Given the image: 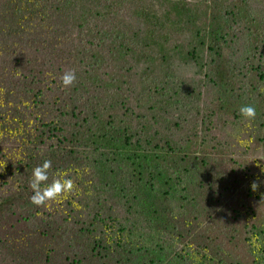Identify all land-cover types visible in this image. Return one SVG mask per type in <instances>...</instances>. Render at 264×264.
Segmentation results:
<instances>
[{"label": "trees", "instance_id": "trees-1", "mask_svg": "<svg viewBox=\"0 0 264 264\" xmlns=\"http://www.w3.org/2000/svg\"><path fill=\"white\" fill-rule=\"evenodd\" d=\"M51 1L0 0V57L6 60L2 66L0 58V71L4 72H0V134L20 158L14 164L6 157L13 172L5 181L13 188L0 197V253H6L16 264H163L168 260L190 264L174 249L135 250L125 241L98 240V217L80 222L59 212L53 216L48 207L30 202L33 169L45 160L52 161L51 182L58 171H69L74 178V167L95 163L97 155L107 152L116 158L114 163L126 162L128 175L121 176L114 168L112 172L106 170V182L97 184L93 178L91 186L116 204L133 193L132 198L138 200L136 216L144 220V228L151 234L171 232L183 244L205 253L212 264H264V252L255 255L250 237L264 232V193L251 189L258 168L256 156L260 150L264 156V71L260 68L264 41L258 19L244 9L246 1L196 0L186 5L183 14L177 11L173 17L169 11L162 14L141 6L137 14L147 18L148 35L162 37L169 26L175 41L171 46L158 42L156 49L148 52L135 50L119 25L114 27V38L106 50H98L91 42L81 48L73 46L74 52L69 53L64 40L55 38L49 45L51 54L64 53L62 68L78 69L70 88L62 86L65 71H55L51 54H28L43 50L52 35L69 22L63 6L58 12L63 18L60 25L52 22V30L32 28L34 20L41 17L50 26L52 15L47 7ZM237 9L250 29L247 98L237 91L240 78L233 69L236 47L231 44V35L236 28L232 19L238 15ZM127 50L139 64L148 65L142 72L147 84L140 91L128 81ZM203 52L211 55V64ZM179 63L197 66L196 73L209 85L202 97L216 98L211 106L218 115L234 118L242 106L252 105L258 128L244 138L237 137L236 143L190 135L171 139L166 131L156 128L160 127L158 119L152 117L144 130L149 142L130 144L125 139L127 129L122 135L120 126L115 125L114 112L127 105L130 92H136L134 96L145 98L157 115L161 103L184 89L177 81ZM153 73L163 81L150 80ZM16 74L21 78H15ZM110 118L112 122H106ZM153 125L155 129L150 128ZM180 140L183 142L178 144ZM90 150L97 155L86 153ZM250 150L253 154L248 153ZM100 165L107 167L105 160ZM92 166L96 172L101 169ZM177 203L185 211L173 217ZM65 204L73 216L79 214L69 205L73 203Z\"/></svg>", "mask_w": 264, "mask_h": 264}, {"label": "rangeland", "instance_id": "rangeland-1", "mask_svg": "<svg viewBox=\"0 0 264 264\" xmlns=\"http://www.w3.org/2000/svg\"><path fill=\"white\" fill-rule=\"evenodd\" d=\"M118 1V3H115ZM196 0H52L48 3L47 9H49L52 15L50 26L46 25L45 18L35 19L32 28L34 30L38 29H50L51 23L63 22V18L59 17L61 7H65L67 15L69 17V22L66 27L61 31L56 32L52 35V39L43 47L40 52L29 51L28 54L33 55H43L42 53L51 54L50 43L53 39L58 38L63 41L67 46L66 50L74 52V48H81L83 46H88L91 42L97 47L98 50L110 49L111 42L114 38V27L119 25L127 33V41L133 45V48L137 51L148 52L149 49L155 50L158 42L167 45L174 44V40L170 34L171 29L166 26L164 34L162 37H166L168 40L165 41L162 37L148 35V30L145 28V17H138L137 9L142 7L150 8L151 11H161L165 14L169 11V14L173 17L176 16V12L180 11L181 14L184 13L186 5L193 3ZM232 1V0H227ZM246 4L244 9L248 10L251 17H256L258 22L261 24V37L264 41V0H245ZM58 5L60 7H58ZM113 7L112 10H109ZM238 10V9H237ZM239 11V10H238ZM151 15H153L151 13ZM232 19V17H231ZM233 28H236L231 35V44L234 48L236 47L233 59V69L236 71V78H240L239 88L237 91L240 92V97L247 98L250 93L247 90V78L249 69V56L248 53V37H250V29L247 19L239 11L238 15L232 19ZM202 43L200 47H202ZM264 50V43L263 49ZM80 53V52H79ZM78 53V54H79ZM83 53V52H82ZM145 54V53H142ZM52 55V54H51ZM64 53H56L51 56V61L55 67V71L62 68V62ZM107 57L109 56L106 54ZM208 64L213 62V58L208 52H203ZM1 65H4L5 57L1 55ZM127 57L129 60L130 71L127 76L130 75L128 80L133 88L139 91L147 84L145 78L142 77V72L148 67L147 64H139L135 55L127 50ZM260 59V68L264 71V54ZM131 59V60H130ZM7 60H11L7 59ZM258 64V63H257ZM63 71H68L66 67L62 68ZM177 81L181 83L182 89L181 93L177 97L160 104L161 109L157 110V115H154L153 110H151V104L145 102V98L135 97L136 92H130L127 105L119 111L114 112V118L116 126H120L122 129V135H126L125 139L129 140L130 144H144L149 142V134H146L144 130L149 128V123L153 119H158L157 127L159 130L166 131L168 137L175 139V135L180 138H184L187 135L197 136L198 138L218 139L221 141H228L230 143H236V138H244L246 134L252 133L258 127L255 125L254 121L251 122V126H248V121H246L240 113H236L234 118L223 117L218 115L216 110L212 109L211 105H215L216 98L212 97H202L203 91L206 92L209 85L205 83L203 77L197 74V66L192 64H182L179 63L177 67ZM4 73L3 71H0ZM78 73V69H75ZM132 74V75H131ZM54 75V74H53ZM15 78H21L20 74H16ZM158 78V79H157ZM160 77L156 73H153V77L150 80H156L157 83L163 80H159ZM165 82H167L165 80ZM214 90V87L212 88ZM262 90L264 91V85H262ZM56 92H59L56 89ZM202 100L206 103H202ZM198 102V104H196ZM135 115L141 116V118H135ZM189 120V121H188ZM106 122H112V119H107ZM157 124V122H153ZM150 128H154V125ZM152 129V130H153ZM1 132V131H0ZM183 141H177V143H182ZM142 145L144 148L145 146ZM134 146V145H133ZM236 147V145H235ZM234 147V148H235ZM262 147V146H260ZM256 148V147H255ZM248 148L246 149V151ZM5 151V155L0 156V197L10 191L13 186L12 183L5 181L12 178V169L9 166L10 161L17 164L19 157L17 153L13 151L11 142L5 139V135L0 134V154ZM245 151V152H246ZM89 153L92 156H96L93 150ZM103 154L97 155L98 159L95 163H84L80 166L74 167L71 170V174L74 175V181L77 186V191L74 192L67 200L60 203H52L48 207L47 211L49 214L56 216L59 212L65 217L73 218L76 217L80 222L86 219L92 218V216L98 217V226L96 227L97 235L95 237L100 239L108 240L117 239L119 241H125L132 246L133 249L138 250L142 248H148V250H158V251H168L174 249L176 254L181 255L185 259H188L190 264H212L209 259L205 256V253L201 251H196L191 244H183L177 237H175L171 232H159L158 234H151L149 228H144V220L138 219L136 216L139 212L138 200L135 196L132 198L133 193L129 194L127 199H123L122 204L112 203L109 200L102 197V193L96 192L95 188L91 186V179L97 184H104L107 179L105 171L119 172V175H128L127 165L124 160H120L118 163H114L116 159L113 155L107 152H102ZM253 154L251 150L248 152ZM86 155V154H85ZM10 158V161L7 162ZM256 164L258 168L256 174L253 178L258 187V192L260 195L264 193V156L263 151L258 152ZM105 160L107 167H102L101 161ZM96 167L100 166V170L96 172ZM122 172V173H121ZM12 182V181H11ZM101 186V185H100ZM102 187V186H101ZM104 187V186H103ZM252 189V188H251ZM100 191V190H99ZM129 192V190H127ZM100 194V195H99ZM82 200V204L79 201ZM76 202L78 207L73 204L71 207L77 209L79 214H73L67 211L65 202L73 203ZM175 213L172 214L176 217V213H182L185 211L184 206L180 204H175L173 207ZM68 212V213H67ZM175 215V216H174ZM90 217V218H89ZM251 246L254 250L256 256L264 252V232L262 235L257 233L251 234ZM256 238L255 244H253V238ZM0 264H16L13 259H11L6 253H0ZM38 264V263H36ZM40 264V263H39ZM146 264H152L148 262ZM163 264H175L172 260H168Z\"/></svg>", "mask_w": 264, "mask_h": 264}, {"label": "clouds", "instance_id": "clouds-1", "mask_svg": "<svg viewBox=\"0 0 264 264\" xmlns=\"http://www.w3.org/2000/svg\"><path fill=\"white\" fill-rule=\"evenodd\" d=\"M76 81L75 70L65 71L61 76V84L64 88H70ZM240 115L248 121V126L256 118V109L252 105H245L240 108ZM243 143V141H241ZM52 169V161L45 160L42 165L33 169L32 176L29 182V187L32 189L33 195L30 197V202L37 207H50L52 203H60L67 200L74 192L77 191V186L74 179L70 177L69 171L56 172L51 182H49V172ZM264 171V169H262ZM259 185L256 182L252 184V190H258ZM73 205L78 207L75 201ZM256 238H253L255 244Z\"/></svg>", "mask_w": 264, "mask_h": 264}]
</instances>
